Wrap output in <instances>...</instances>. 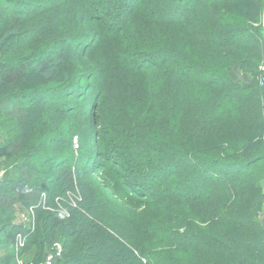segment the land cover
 Wrapping results in <instances>:
<instances>
[{
    "label": "trees",
    "instance_id": "obj_1",
    "mask_svg": "<svg viewBox=\"0 0 264 264\" xmlns=\"http://www.w3.org/2000/svg\"><path fill=\"white\" fill-rule=\"evenodd\" d=\"M51 1L0 0V7L21 11L5 19L0 8V154L14 165L10 176L0 180V248L9 249L20 233L25 237L20 251L24 264H40L43 252L55 242L62 246L57 264H264V226L257 222L264 200V87L256 71L263 37L260 28L251 26L256 14L233 12L248 2L254 14L264 0H82L89 27H97L85 30L93 32L92 40L99 38L82 51L79 32L52 13L54 4L48 7L50 15L44 12ZM131 1L135 4L128 9ZM149 8L153 11L148 15ZM31 19H36L35 36L28 34V47L36 46L37 52L25 55L22 45L7 47L21 39L22 25ZM125 30L133 40L124 49L128 51L104 68L92 52L103 51L104 41L117 42ZM165 37L171 38L170 44ZM65 43L76 45L71 50L76 58L67 52L41 54ZM142 49L146 51L139 55ZM97 71L102 74L97 76ZM238 71L253 76L246 86L231 74ZM58 75L66 90L42 86ZM129 75L145 83L142 90L135 84L126 87L128 95H123L122 80ZM35 81L34 91L25 89ZM143 95L146 101L137 110L117 109L126 106L122 98ZM101 96L116 108L115 114L126 115L131 129L111 140L95 135L118 159L93 144L108 165L92 172L87 161L82 165L80 157L73 156L72 141L78 150L79 138H68L77 127L83 133L89 130L82 113L85 97L91 109ZM70 104L78 112L72 113ZM68 116L72 125L64 139L66 155H52L57 160L50 164L38 160L51 154V143L40 139L42 125L55 129L56 122ZM10 120H15L14 128ZM218 133L230 142L213 144ZM53 169L55 185L49 186ZM95 172L104 188L114 187L125 197L124 204L141 211L142 218L147 211V218L130 219L127 216L139 213L125 208L123 215L117 209L124 206L116 203L112 217L105 201L90 196L94 183L86 179ZM198 187L201 193L193 190ZM68 195L81 199L73 205ZM250 195L248 207L241 208L238 202ZM16 205L33 210V229L14 221ZM106 222L109 241L98 237ZM121 225L128 243L116 233ZM189 254L196 256L184 261ZM13 261V251L0 257V264Z\"/></svg>",
    "mask_w": 264,
    "mask_h": 264
},
{
    "label": "rangeland",
    "instance_id": "obj_2",
    "mask_svg": "<svg viewBox=\"0 0 264 264\" xmlns=\"http://www.w3.org/2000/svg\"><path fill=\"white\" fill-rule=\"evenodd\" d=\"M9 1H13V0H9ZM82 2H83L82 0H52L51 2L48 3V5H45V7H44V12L46 14L48 13V15H50L48 7H49L50 3L54 4V12H52V13L53 14H57L58 16H60L62 18V22L64 23V25L66 24V26H68V27L74 26L73 28H70V30H72L74 32H79L78 33V34H80L79 36L82 37V38L81 37L77 38L79 40L78 42L81 43V47H80L81 51H82V48H85V45L90 44L93 40L99 41V38H97V39L93 38V40H92L90 35L92 36L93 32H88V31L85 30V29L94 30L97 27H95L94 29H91L89 27V25L87 23V17L83 14L84 6H83ZM161 2H163V0ZM8 3L11 4V2H8ZM134 4H135V1L129 2V5L127 6V8L131 9V7ZM178 5L181 8H183L181 3L178 4ZM262 5H263L262 9H261V7L260 8L258 7L254 11V12H256L254 14L250 13L251 10H254V8H252L250 3H248V2L241 3V4L237 5L236 8L233 9V12H236L235 14L241 15L243 17H244L245 14L248 15V16H250V14L255 16V14H256V19H255V17H253L251 19L252 21H254L251 24V26H253L255 29H259L260 28L259 34H262V37H263V46H262L263 52H262L261 55L257 54V56L259 58V60H258L259 64H258V68H257L256 71L260 72V77H261V70H262V68L264 66V34H263V28H262V20H263L262 19V15H263V11H264V1H263ZM4 6L5 5L2 4V7H0V8H2V11L4 12L3 16H4L5 19H6V17H9V14L16 15L17 13H21V11H18V12L15 11V8H14V10L9 9L11 6H5V7H7V9ZM3 7H4V9H3ZM17 8H20V10H22L24 12L26 11V9H22V7H17ZM170 9H171V11H170L171 14L173 15L174 11H175L174 7H170ZM27 11H29V10H27ZM152 11L153 10L151 8H149V10H147L148 15ZM171 14H169V15L171 16ZM153 16L155 17L156 15L153 14L151 16L152 19L155 20V18ZM47 17L48 16H44V18H47ZM161 17H162V13H161ZM38 18L40 19V17H38ZM36 19H34V21ZM1 21H3V20H1V17H0V22ZM34 21H32V19L30 21H26V22L24 21L25 23H24V25H22L23 33H22L21 39L18 40V42H17V40L10 41L7 44V47H9V48L11 47L12 49L15 50L16 46L22 45L23 49H24L23 53L25 55H28L30 53H36L37 52V50H36L37 47L36 46L33 45L31 48L28 47V44H30V41H28V40H30L32 38V37L29 38L28 34H31V35L33 34L35 36V30L34 29L32 30V27H33V25L35 23ZM95 24L99 25L97 23H95ZM126 26H128V25H125V27ZM0 27H1V25H0ZM124 32L125 33L118 34V35H120L119 36L120 40H118L117 42H115V41L114 42L113 41L105 42L104 41V43L102 44V50L103 51L92 52V55L94 56V58L96 60H98V58L103 60L104 68L112 66L113 63H114V60H119V58L121 57L123 52H127L128 51V50H124V49L127 48L128 44L130 46L131 45V41H133V40H132V38H130V35L128 34L127 30H125ZM173 33H170L167 36H171V35H173ZM52 35L53 34H51L50 36H52ZM84 35H86V36H84ZM178 36L184 37L185 39L186 38L188 39V37H189V36L186 37V36L182 35V33H179ZM137 38H139V34H138V37H136V39ZM142 38L143 37H140V40ZM170 40H171V38H166L165 39V41L169 42V44L171 42ZM56 47H58V48H56ZM74 49H76V45H74L72 43H65V44L61 45L60 47L59 46H55V47L49 48V50L46 49L45 51L41 52V54L47 52V53H49V55L57 56L59 54H63L64 52H67L68 56L70 54V55H72L73 58H76L77 56L75 54H73L72 51H71V50H74ZM186 49L189 50L190 52H192V54L194 56H196V54L193 53V51L190 50L189 47L186 48ZM7 50H8V48L5 51H7ZM145 51L146 50L142 49V50L139 51L138 54L141 55L140 53H143ZM80 53L81 52H79L78 54H80ZM199 60L201 62H203L200 58H199ZM0 65H1V61H0ZM96 73L98 74L97 76L102 74L101 71H97ZM231 74H234V78H235L236 82L244 84V86H246L247 82H249L253 78V76L250 73H248V72L245 73L243 71L232 72ZM59 77H60V75H58V77L56 79L51 80V81L47 82L45 85H42V86H46V88L47 87H49V88L52 87L53 89H59V90L64 88L63 90H66L67 87L62 83V81L60 80ZM260 77H259V86H262V85H260L262 77L261 78ZM141 82L143 83L144 79L141 78L140 76L129 75L126 78H124L122 80V83H123V86H124L123 90H122L123 95L127 94L126 93L128 91L127 88L130 85H132V84L138 85V87L142 90L143 89V85H142ZM37 86H38V84H36V81H35V83L34 82H28V84H26L25 89L32 92V90L34 91L37 88ZM57 86L59 88H57ZM135 87H136L135 89L139 92L140 89H138L137 86H135ZM88 89H82V91H87ZM92 90L94 92H96V90H94V89H92ZM84 95H86V94L84 93ZM103 95L105 96V94H102V96ZM81 96H82V94H81ZM102 96L98 100L97 107L95 108V106L94 107L92 106L91 109H90V104L88 105V102H89L88 97H85L86 99H85V101L83 103H84V106L86 108H85L84 111L82 109V111H83L82 113L85 116V118H84L85 121L84 122L86 123V127H88L89 130L87 132L83 133V131L80 129V127H77L75 129V131H73L70 134V136L68 138V140L70 139V137H72V140H73V137H75V136H77L79 138V147L80 148H78V150L74 149V148L77 147V144L75 143V140H74V143L72 141V147H73V150L75 151L73 153V156L74 157H76V156L80 157L79 161L82 162L81 163L82 165H84L83 162L87 161L88 162L87 167H89V170L91 169L92 172L94 171L93 169H96V167L98 165H102L103 163H104L105 166L108 165V162H105L104 157L99 156L98 153H96V148H95V146L93 144H96L98 147H100L102 149V151H105L104 153H106V154L107 153H112L107 146H104L102 144L101 141H97L96 136H99V138H102V139L105 138L106 140H111L113 137L116 138L118 136H121V134H124V132H125V135H128V132L130 133V129H131V127L126 123V115H123L122 113L115 114L116 108L115 107L113 108L112 106H109L107 104V102L104 100L105 98L102 99ZM146 96L143 95L142 97L136 98V99L135 98L134 99L133 98L132 99H129V98H124L123 99L122 98V100L124 101L123 104H125L126 106L123 107L122 105H120V107H118L117 109H120V110L122 109L123 111L125 110L126 112H131L133 109L137 110L136 109L137 106H140L143 102L146 101ZM56 97H57V99H55V102L57 100V102L59 103L61 101L60 99H62V96L58 95ZM69 108L73 109L72 113L78 112V108L74 104H70ZM119 115L121 116V119L119 118ZM64 116L65 115H63V117ZM7 123H9V125L11 127H13V128L16 126L15 125V120H10ZM71 125H72V122H71V119L69 118V116H68V118H66V117L63 118L60 122H56L55 129H52L50 127V125H48L47 123L42 125V129H41L42 133L40 135V139L41 140L42 139H47V141H49V144L51 143V145L53 144L55 146V149H52L51 145H50L49 150L51 151V154H49L48 157H45V158L40 157V158H38V160H40V161L46 160V163L50 164L52 162L55 163V161L57 160V159L53 158L52 155H59V156H64V154L66 155V149L67 148H66V145L64 143V139L66 140V138L68 137L69 128H71ZM143 125H145V124H143ZM146 126H148V125H146ZM2 130H4V129H2ZM2 130H0V132H2ZM95 131L97 132V134H96ZM213 138H214L213 144H216V145H220L222 143L225 144V143H229L230 142V140H228L226 138V136H224V134H222V133L221 134L220 133L215 134V136ZM261 141L264 143V130H263V134H262V137H261ZM47 147H49V146L47 145ZM49 150L47 151V153H50ZM112 154L114 155L112 157H114L115 159H118V157L114 153H112ZM39 155L41 156L40 153H39ZM19 159H20V156L14 158L15 161H17ZM13 167H14V165H12L10 162H8L6 164V161H5L4 157H3V155L0 154V174L2 175V178L5 177L8 174L10 176V172L12 171ZM167 168H168V170H171L170 166H167ZM114 169H116V168L114 167ZM54 170L55 169H53L52 172H51V178H50V180L48 182L49 186L55 185V182H54L55 172H54ZM116 171L120 172V169L118 168V170H116ZM89 176L91 178H87L86 182L88 180L89 182L91 181V182L94 183L93 184V188H94L93 190L94 191L92 193H90V196H92L94 201L99 200V198H100L101 201H103V202L105 201L106 206L108 208H110V210L112 212V217H116V213L114 212L116 209H113V208H116V206H117L116 204H122L124 206V207H118V209H117L118 212H121L123 215H126V213L128 212L125 208L130 209L132 211H136L131 206H129L127 204H124L122 202V201H125V197L122 196V194L118 193L114 189V187H109L108 189L104 188L102 186L101 181H99L97 179L98 175L96 174V172L92 173V174H89ZM84 181H82V182L84 183ZM108 184L109 183L106 182L105 185H108ZM260 188H261V193H263V195H264V179H262L260 181ZM102 190H104L105 193H103ZM193 190L195 191V193H201L200 187H198V189L194 188ZM76 196H77L76 199H78V200L81 199V196H79V195H76ZM68 199L74 205L76 199L73 196H71V195H68ZM251 199H252V195H250L249 199H241L240 202H238V203H241L240 204L241 208L242 207L245 208V207H248ZM114 203H116V204H114ZM261 207H262L261 212L257 216V222H259L262 226H264V200L262 202V206ZM136 212L139 213L138 216H134V215L133 216H131V215L127 216L126 215V216L128 218H130V219H138V220L139 219H145L148 216V212L145 211V210L143 211V213L146 215V217H144V218H142L141 211L140 212L136 211ZM64 213H66V212L63 211V214ZM30 215H32V213L29 210L25 209V212L18 216V220H17L16 216H14V219L16 218L14 221L18 225H22L25 229H29V226H32L34 228L35 221H36L35 214H33L32 216H30ZM21 216L29 217V222H27L25 224H22L23 222L22 223L20 222V217ZM191 217H193V216H191ZM101 228H102V230L98 233V237L101 238L102 240L109 241L108 238L106 237L105 233L106 234H110L109 231H110L111 227H109L107 225V222H106L105 225L102 226ZM118 230L119 231H116L117 235L123 240V242H127V240L125 238V233H126L127 229L124 230L122 228V225H121ZM230 231L233 232V233L236 232V231H232V230H230ZM56 244L59 245L62 248L61 244H59L58 242H55L53 245L55 246ZM52 246H51L50 250L43 252L42 257H41L42 261L39 262L40 264H42L44 259L50 254L49 252L50 251L52 252L54 250V246L53 247ZM57 247H56V249H57ZM195 256H196L195 254L186 255V256H184V261H186L187 257L193 260L195 258ZM179 258H181V256H179ZM18 261H20V263H18ZM21 261H23V264H24L25 259L23 258L21 253H18L17 257L13 261V264H22Z\"/></svg>",
    "mask_w": 264,
    "mask_h": 264
},
{
    "label": "built area",
    "instance_id": "obj_3",
    "mask_svg": "<svg viewBox=\"0 0 264 264\" xmlns=\"http://www.w3.org/2000/svg\"><path fill=\"white\" fill-rule=\"evenodd\" d=\"M261 77H262V80H261L260 85H262L264 87V66L261 70ZM29 211L32 213V215L34 214L32 209L29 208ZM32 215H30V216H32ZM20 222L21 223L23 222L22 224L29 222V217L21 216ZM29 229H33V227L29 226ZM12 245H13V249L15 251L16 257H17V254L20 253L21 249L24 248L25 237L20 233L16 234L14 237ZM56 247H57V249H56ZM49 253L50 254L44 259L42 264H57V261L60 259L61 254H62V248L56 244L54 246V250L52 252L50 251ZM18 263H20V261H18Z\"/></svg>",
    "mask_w": 264,
    "mask_h": 264
},
{
    "label": "crops",
    "instance_id": "obj_4",
    "mask_svg": "<svg viewBox=\"0 0 264 264\" xmlns=\"http://www.w3.org/2000/svg\"><path fill=\"white\" fill-rule=\"evenodd\" d=\"M2 65H0V67H1ZM2 178V175L0 174V179ZM4 178V177H3ZM25 209H27V210H29L28 208H25ZM25 209L21 206V205H16V206H14V212H15V216H16V218H17V220H18V216L20 215V214H22V213H24L25 212ZM15 218V219H16ZM14 219V220H15ZM13 244V243H12ZM10 245V247H9V249L7 248H3V249H1L0 248V257H3L4 256V252H6V250H9V251H13V253H14V260H15V258H16V254H15V251H14V249H13V245ZM21 263L23 264V261H21Z\"/></svg>",
    "mask_w": 264,
    "mask_h": 264
},
{
    "label": "water",
    "instance_id": "obj_5",
    "mask_svg": "<svg viewBox=\"0 0 264 264\" xmlns=\"http://www.w3.org/2000/svg\"><path fill=\"white\" fill-rule=\"evenodd\" d=\"M262 28H263V34H264V11H263V15H262Z\"/></svg>",
    "mask_w": 264,
    "mask_h": 264
}]
</instances>
